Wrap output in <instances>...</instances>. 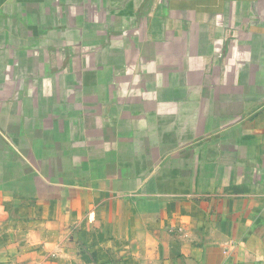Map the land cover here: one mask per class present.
Wrapping results in <instances>:
<instances>
[{
  "label": "crops",
  "instance_id": "0c3cea01",
  "mask_svg": "<svg viewBox=\"0 0 264 264\" xmlns=\"http://www.w3.org/2000/svg\"><path fill=\"white\" fill-rule=\"evenodd\" d=\"M0 264H264V0H0Z\"/></svg>",
  "mask_w": 264,
  "mask_h": 264
}]
</instances>
